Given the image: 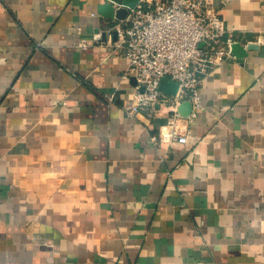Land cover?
I'll return each instance as SVG.
<instances>
[{"label":"crops","instance_id":"crops-1","mask_svg":"<svg viewBox=\"0 0 264 264\" xmlns=\"http://www.w3.org/2000/svg\"><path fill=\"white\" fill-rule=\"evenodd\" d=\"M105 1L0 0V264H264V0H211L237 44L186 142L153 138L171 76L127 112Z\"/></svg>","mask_w":264,"mask_h":264},{"label":"built area","instance_id":"built-area-1","mask_svg":"<svg viewBox=\"0 0 264 264\" xmlns=\"http://www.w3.org/2000/svg\"><path fill=\"white\" fill-rule=\"evenodd\" d=\"M113 28L126 47V74L136 80L127 112L136 114L164 102L160 81L171 76L178 82L177 91L169 97L171 113L153 138L186 142L189 138L182 131L178 105L189 99L194 110L202 108V78L232 56L234 38L227 35L220 12L211 0H138ZM80 44L88 45L85 40Z\"/></svg>","mask_w":264,"mask_h":264},{"label":"water","instance_id":"water-1","mask_svg":"<svg viewBox=\"0 0 264 264\" xmlns=\"http://www.w3.org/2000/svg\"><path fill=\"white\" fill-rule=\"evenodd\" d=\"M138 0H111V1H105L102 2L99 6L100 13L104 16L116 19L120 18L123 19L127 15L129 11V7L134 6ZM114 34L117 36V30L113 29ZM237 44V43H236ZM236 44H233V46H236ZM183 103V102H182ZM179 105V108L181 104ZM189 105H191V102L188 101Z\"/></svg>","mask_w":264,"mask_h":264}]
</instances>
